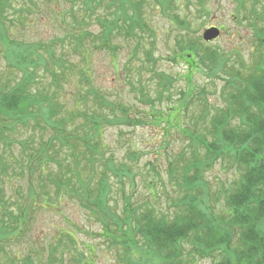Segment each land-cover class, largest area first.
I'll use <instances>...</instances> for the list:
<instances>
[{
    "label": "rangeland",
    "instance_id": "rangeland-1",
    "mask_svg": "<svg viewBox=\"0 0 264 264\" xmlns=\"http://www.w3.org/2000/svg\"><path fill=\"white\" fill-rule=\"evenodd\" d=\"M158 1L142 3L143 22L150 33L138 32L141 40H113L117 49L112 56L91 44L92 35L99 32L94 14L99 16L102 11L95 10L85 16L82 0H9L0 19V90L9 91L20 85L24 77L18 59L10 58V51L26 55L35 62V66L28 69L34 75V83L26 88L27 93L40 92L51 97L53 106L60 111L59 118L74 116L72 121H67L65 132L77 133L84 123L82 117L77 118V112L102 113L109 120L114 117L109 107H103L98 114L92 112L91 97L85 101L78 98L89 88L79 75L85 68L91 77L90 86L99 91L108 104L120 103L130 108L133 117H138L139 112H149L148 107L139 103V86L151 99H157L158 80L151 75L152 69L174 79L171 101L155 100V111L168 113L173 103L177 105L179 92L187 91L184 76L188 68L178 59L176 42L179 40H196L205 47L220 49L229 57L227 66L234 67L243 76L248 74L247 65L257 58V44L251 36L249 22L261 21L264 0H257L256 17H249L254 0H174L168 8ZM108 3L109 0H104L102 6ZM173 18L177 22L185 20L190 31H182L172 22ZM80 20L85 23L79 26ZM257 26L258 29L264 27V16ZM211 27L219 30V36L214 42L204 43L203 32ZM87 30L92 34L90 40L83 37L81 46H77L79 34ZM136 45L137 51L134 50ZM241 61L246 73L241 70ZM54 72L61 74V79L56 80L52 76ZM191 83L205 90L211 105L210 115L215 114L214 109L223 107L219 98L223 82L194 71ZM200 109L197 102L187 109L179 131L166 132L162 125L156 124V127L151 123L135 128L116 124L102 128L99 139L102 159H111L113 166H124L131 174L122 183L108 176L109 190L105 196L108 213L123 216L124 196L133 208L147 205L154 208L158 216L172 212L171 203L180 192L168 179L167 164L181 152L187 156L195 150L198 156H203L204 149L197 140L204 135L207 125L198 119ZM31 112L36 119L15 124L7 120L4 126L0 124V264H120L122 249L109 239L99 238L100 225L77 202L64 199L57 206L48 204L45 207L40 187H46L49 194L54 195L55 187L47 182V175L56 176L57 169L51 162L46 165L44 152L48 151V157L56 152L55 158L70 172L75 170L77 162L80 178H91V189L97 184L100 169L96 173L88 171L79 155L82 150L78 142L69 143L77 147V157L70 158L69 148L62 147L52 137L53 131L44 124L40 110L34 108ZM122 116L120 111L116 115ZM210 139L207 136V140ZM237 174L227 161L214 164L204 173L205 198L211 207L220 208L216 211L223 210L225 190L237 179ZM30 182L34 186L33 194L28 191ZM188 262L211 264L210 259L192 258Z\"/></svg>",
    "mask_w": 264,
    "mask_h": 264
},
{
    "label": "trees",
    "instance_id": "trees-1",
    "mask_svg": "<svg viewBox=\"0 0 264 264\" xmlns=\"http://www.w3.org/2000/svg\"><path fill=\"white\" fill-rule=\"evenodd\" d=\"M8 1L0 0V19L3 7ZM144 1L109 0L108 5L102 6L104 0H82L85 16L87 13L93 14L95 10L102 13L99 16L94 14L95 23L99 27L98 34L92 35L88 30L83 31L79 34L76 45L81 46L83 37L90 40L89 36L92 35L90 42L95 49L107 51L115 56L117 48L113 40H141L138 32L150 33L143 22ZM173 1L158 2L168 8ZM256 5L257 0L251 1L249 17H256ZM201 8L204 9L202 3ZM261 9L264 16V7ZM174 16L178 18L177 15ZM263 16L260 17V22L255 19L249 22L251 36L257 44V58L247 65L246 76L241 75L234 67L227 66L229 57L220 49L205 47L196 40L176 42L178 59L188 68L184 76L188 87L187 91L179 92L177 105L173 103L168 113L155 111V100L171 101L174 79L170 76L159 74L152 69L151 75L158 80L157 99H151L148 92L145 93L139 86V103L148 107L149 112H139L138 117H133L131 109L125 105L108 104L101 93L90 86L91 77L88 76L86 68L80 70L81 80L89 88L83 97L79 95L78 98L85 101L91 97L94 106L92 112L98 114L103 107H109L114 117L109 120L102 113L94 115L88 113V110L77 112V118L84 119L79 132L77 131L79 136L64 130L67 121H72L74 116L59 118L60 111L53 106L51 97L40 92L32 95L27 93L26 88L34 83V75L28 69L34 67L35 62L26 55L11 50L10 58L14 56L18 59L24 77L20 85L9 91L4 93L0 90V124L4 126L7 120L14 124L25 122L27 119L34 120L36 117L31 109L36 108L40 110L44 124L53 131L52 137L57 139L62 147L69 148L70 158L77 157V147L69 143L78 142L82 150L79 155L82 156L88 171L96 173L97 169H100L97 184L91 189V178H80L76 169L77 162L74 161L75 170L70 172L62 165L61 160L55 158L58 156L55 155L56 152L49 157L48 151L44 152L47 157L46 165L51 162L57 169L56 176L47 175V182L55 187L54 195H50L46 187H40L41 199L44 205L47 204L45 207L47 208L48 204L57 206L64 199L77 202L82 209L90 212L100 225L99 238L103 241L109 239L122 249L118 261L120 264H189L188 259L192 258L210 259L211 264H264V27L257 28V24L263 22ZM243 19L247 21L246 17ZM172 22L180 26L182 31H190L185 20L177 22V19L173 18ZM83 23L84 20L77 22L79 26ZM3 45L7 48L4 39ZM137 45L134 47L135 51L138 50ZM147 56H150L149 52ZM60 62L63 63L62 60ZM241 63V70L246 73L244 62ZM194 71L223 82L219 93L223 107L214 109V115H210L211 105L205 90L197 89L191 83ZM52 76L57 80L62 75L54 72ZM196 102L201 108L198 119L204 126L207 125L204 135H200L197 140L204 152L202 157L198 156L195 150L187 156L181 152L168 162V179L174 182L180 192L179 197L171 203L172 212L158 216L154 208L147 205L133 208L128 197L124 196L123 216L108 213L105 202L109 190L108 176L111 175L122 183L123 179H129L131 174L124 166H113L111 159H102L99 140L102 128L114 124L135 128L151 123L156 127V124L162 125L166 132L176 129L179 131L185 112ZM119 111L123 115L120 118L116 117ZM207 136L211 137L209 141ZM135 159L137 160V157ZM225 161L229 162L238 176L230 188L225 190L223 210L216 211L220 208L211 207L209 200L205 198L207 185L203 175L214 164ZM43 170L41 169V172ZM70 173L72 175L69 177ZM33 187L32 182L28 183L30 194L34 193Z\"/></svg>",
    "mask_w": 264,
    "mask_h": 264
},
{
    "label": "water",
    "instance_id": "water-1",
    "mask_svg": "<svg viewBox=\"0 0 264 264\" xmlns=\"http://www.w3.org/2000/svg\"><path fill=\"white\" fill-rule=\"evenodd\" d=\"M218 35H219V31L216 28H211L203 33V40L205 42H210L215 40L218 37Z\"/></svg>",
    "mask_w": 264,
    "mask_h": 264
}]
</instances>
